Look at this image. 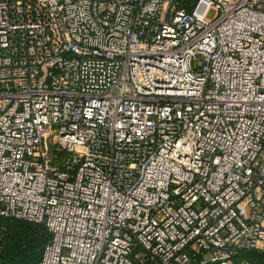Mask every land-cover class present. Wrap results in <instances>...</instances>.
Wrapping results in <instances>:
<instances>
[{"label":"built area","instance_id":"1","mask_svg":"<svg viewBox=\"0 0 264 264\" xmlns=\"http://www.w3.org/2000/svg\"><path fill=\"white\" fill-rule=\"evenodd\" d=\"M0 215L39 264L264 252V0H0Z\"/></svg>","mask_w":264,"mask_h":264},{"label":"trees","instance_id":"2","mask_svg":"<svg viewBox=\"0 0 264 264\" xmlns=\"http://www.w3.org/2000/svg\"><path fill=\"white\" fill-rule=\"evenodd\" d=\"M51 232L43 222L0 215V259L2 264H39ZM237 262L264 264V252L248 249Z\"/></svg>","mask_w":264,"mask_h":264}]
</instances>
